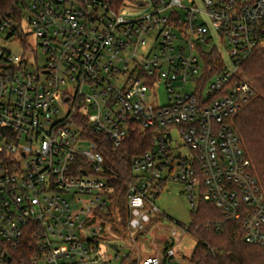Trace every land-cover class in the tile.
Masks as SVG:
<instances>
[{"label": "built area", "instance_id": "obj_1", "mask_svg": "<svg viewBox=\"0 0 264 264\" xmlns=\"http://www.w3.org/2000/svg\"><path fill=\"white\" fill-rule=\"evenodd\" d=\"M214 51L221 70L205 60ZM257 51L264 0H133L117 10L107 0H19L16 11L0 8V264L25 261L22 249L27 264H111L120 243H129L130 262L189 264L177 228L165 254L133 249L162 223H153L163 215L156 200L169 182L184 186L192 209L212 203L241 224L247 244L264 247V191L232 125L257 94L240 70ZM160 86L167 103L153 105L149 94ZM134 133L152 138V149L132 159L123 188L102 147L116 150Z\"/></svg>", "mask_w": 264, "mask_h": 264}, {"label": "trees", "instance_id": "obj_2", "mask_svg": "<svg viewBox=\"0 0 264 264\" xmlns=\"http://www.w3.org/2000/svg\"><path fill=\"white\" fill-rule=\"evenodd\" d=\"M112 9L117 10L124 2L133 0H107ZM19 0H0L3 11H16ZM218 70L224 66L221 55L214 51L205 59ZM216 69L208 71L206 79L216 73ZM241 75L264 91V53L257 51L240 66ZM238 80V77H237ZM201 95V94H198ZM232 125L242 140L243 148L252 162V172L264 191V95L255 94L246 103L242 111L233 118ZM152 138L146 133H134L113 150L109 143L103 144L106 163L112 173L119 176L118 185L126 187L131 179V162L138 155L152 149ZM158 194L157 196H159ZM113 199V198H112ZM113 201V207L116 205ZM121 211L122 224L128 217L126 188L118 202ZM163 215L153 219L161 221ZM190 234L196 239L195 248L188 257L189 264H264V247L252 246L245 242L242 226L224 217L223 212L212 203L200 199L196 209H192ZM167 244L162 251L165 254ZM22 252L20 264H27L29 257ZM21 257V258H22ZM127 264H137L136 261Z\"/></svg>", "mask_w": 264, "mask_h": 264}, {"label": "rangeland", "instance_id": "obj_3", "mask_svg": "<svg viewBox=\"0 0 264 264\" xmlns=\"http://www.w3.org/2000/svg\"><path fill=\"white\" fill-rule=\"evenodd\" d=\"M11 48L14 50L16 49L14 46H11ZM220 48L227 66H231L232 61L227 54L226 47L221 45ZM38 54L39 64L42 65L44 62L43 54L41 52ZM187 91L190 92V85L187 87ZM257 94L263 96L264 91L261 92V90L257 88ZM149 99L153 105H165L167 103L166 90L164 87L160 86L159 89L156 90L155 94H149ZM156 204L163 214V221L160 223L159 227L154 228L150 233L140 237L138 242L133 245V249L136 252L135 256L142 255L146 257L162 254L166 240L170 238L171 229L177 228L179 233L176 239H180L181 241L178 248H180L181 252L185 256L190 257L195 248L196 239L191 234L182 236V232L180 230V228L189 227L192 213L191 202L187 193H185L184 186L176 182L167 183L158 196ZM128 244L129 243H120L121 248L118 253L121 258L119 260H113L111 264H121L124 255H128V258L123 260V264H127L128 262L134 260L133 257L131 258L132 251L128 247ZM112 255H116V253L112 252ZM138 260L139 259L137 258L136 261L138 262Z\"/></svg>", "mask_w": 264, "mask_h": 264}, {"label": "water", "instance_id": "obj_4", "mask_svg": "<svg viewBox=\"0 0 264 264\" xmlns=\"http://www.w3.org/2000/svg\"><path fill=\"white\" fill-rule=\"evenodd\" d=\"M112 247H113L114 249H116V246H115V245H113Z\"/></svg>", "mask_w": 264, "mask_h": 264}]
</instances>
